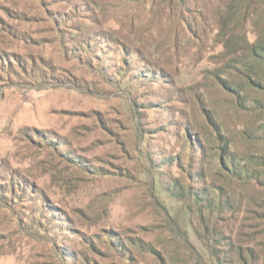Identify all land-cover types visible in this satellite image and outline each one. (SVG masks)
Wrapping results in <instances>:
<instances>
[{
    "label": "rangeland",
    "instance_id": "rangeland-1",
    "mask_svg": "<svg viewBox=\"0 0 264 264\" xmlns=\"http://www.w3.org/2000/svg\"><path fill=\"white\" fill-rule=\"evenodd\" d=\"M214 1L0 0V264H264V9Z\"/></svg>",
    "mask_w": 264,
    "mask_h": 264
},
{
    "label": "trees",
    "instance_id": "trees-1",
    "mask_svg": "<svg viewBox=\"0 0 264 264\" xmlns=\"http://www.w3.org/2000/svg\"><path fill=\"white\" fill-rule=\"evenodd\" d=\"M214 3L210 13L213 14V18H220L218 35L227 48L232 46L235 36L234 29L230 27V18H257L255 15L259 12V5L260 8L264 9V0H215ZM202 13L201 18H210L211 14H205L204 10ZM245 41L249 45L247 48L250 57L255 61L264 63V39L258 37L251 43L246 36ZM257 83L264 87L263 83Z\"/></svg>",
    "mask_w": 264,
    "mask_h": 264
}]
</instances>
